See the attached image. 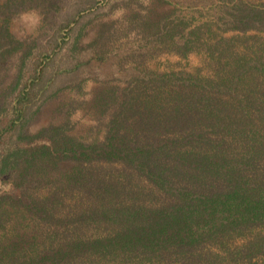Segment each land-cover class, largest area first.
<instances>
[{
	"label": "trees",
	"instance_id": "16d2710c",
	"mask_svg": "<svg viewBox=\"0 0 264 264\" xmlns=\"http://www.w3.org/2000/svg\"><path fill=\"white\" fill-rule=\"evenodd\" d=\"M165 2L136 16L133 57L204 52L210 75L119 64L76 77L108 57H83L82 39L114 0H0V264H264V42L241 52L224 35L264 33V0L225 1L202 24L158 14ZM30 10L50 19L31 42L11 29ZM113 35L104 23L95 43ZM89 78L102 140L68 122L32 130Z\"/></svg>",
	"mask_w": 264,
	"mask_h": 264
},
{
	"label": "rangeland",
	"instance_id": "374dc122",
	"mask_svg": "<svg viewBox=\"0 0 264 264\" xmlns=\"http://www.w3.org/2000/svg\"><path fill=\"white\" fill-rule=\"evenodd\" d=\"M154 1L156 0H114L115 6L108 13L100 15L98 18L95 17L82 39L84 46L82 55L87 58L92 54L94 56L95 51H98L103 54L107 53L108 57L106 60H93L92 63L85 64L76 77L83 78L90 74L96 76L99 73L119 71V64L124 70L132 67L154 69L161 72L176 69L210 75L212 72L210 60L204 52L192 53L188 57L167 52L158 53L154 58L147 59L142 64H140V60L133 57L132 50L144 43L138 33L136 16L143 15L147 13L148 9L154 8L156 6ZM225 1L230 0H168L167 3H162L157 7V13H168L173 18H186L191 20L192 24H202L204 21L213 20L216 13L221 11ZM245 1L251 5L261 3V0ZM104 23L110 24L114 35L108 39H100L95 43L98 31ZM48 28H50L48 14L39 10L22 12L14 18L11 24V29L17 36L30 42L50 31ZM256 34L255 31L247 34L229 31L224 35L227 37L239 35L241 39L238 40V50L244 52L258 41L264 42V33H259L258 38ZM90 50H93V53ZM69 86L49 102L40 119L32 126V130L36 131L51 123L68 122L72 135L84 141L102 140L108 118L100 117L95 105V98L102 83L89 78L81 86L78 83H72ZM68 206L66 204V207ZM243 241L244 238L238 237L232 240L230 245L238 246ZM215 249L218 250V248ZM108 264L117 263L110 262ZM226 264L229 263L226 262Z\"/></svg>",
	"mask_w": 264,
	"mask_h": 264
}]
</instances>
